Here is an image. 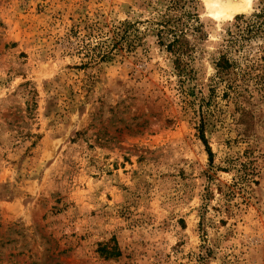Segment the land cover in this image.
Returning a JSON list of instances; mask_svg holds the SVG:
<instances>
[{"label": "rangeland", "instance_id": "rangeland-1", "mask_svg": "<svg viewBox=\"0 0 264 264\" xmlns=\"http://www.w3.org/2000/svg\"><path fill=\"white\" fill-rule=\"evenodd\" d=\"M196 1L183 74L168 0H0V264H264V0Z\"/></svg>", "mask_w": 264, "mask_h": 264}, {"label": "trees", "instance_id": "trees-1", "mask_svg": "<svg viewBox=\"0 0 264 264\" xmlns=\"http://www.w3.org/2000/svg\"><path fill=\"white\" fill-rule=\"evenodd\" d=\"M169 7L168 13L161 16L151 27L152 30L157 32L160 39V44L166 47V50L175 56V65L180 73H187L189 69L190 60H192V48L189 46L188 35L190 33L200 32V20L198 14V7L196 0H168ZM256 20L252 25L247 24L243 28L242 24L238 23L236 28V35H231L230 44L236 45L240 39H244L246 35L264 34V7L260 12L255 14ZM241 19V17H237ZM138 28L130 22L122 23L120 27H116L113 32V44L107 48L108 51L100 52L101 59H106L111 55L124 49L127 45L131 49L130 39L135 35ZM124 43V44H123ZM230 47V46H229ZM233 47V46H231ZM114 51V52H112ZM234 66V62L229 58L227 53L220 55L216 62V68L220 76L224 72H228ZM201 130V139L207 147L210 158L213 157L211 148L208 146L204 133ZM109 256H118L119 253L114 250L109 251Z\"/></svg>", "mask_w": 264, "mask_h": 264}, {"label": "bare ground", "instance_id": "bare-ground-1", "mask_svg": "<svg viewBox=\"0 0 264 264\" xmlns=\"http://www.w3.org/2000/svg\"><path fill=\"white\" fill-rule=\"evenodd\" d=\"M228 10V9H227ZM226 8L221 10L220 12H224L225 14L224 15H229L230 11H227Z\"/></svg>", "mask_w": 264, "mask_h": 264}]
</instances>
